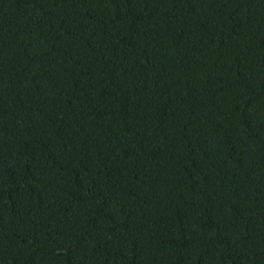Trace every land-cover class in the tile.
<instances>
[{"label": "trees", "instance_id": "obj_1", "mask_svg": "<svg viewBox=\"0 0 264 264\" xmlns=\"http://www.w3.org/2000/svg\"><path fill=\"white\" fill-rule=\"evenodd\" d=\"M0 264H264V0H0Z\"/></svg>", "mask_w": 264, "mask_h": 264}]
</instances>
